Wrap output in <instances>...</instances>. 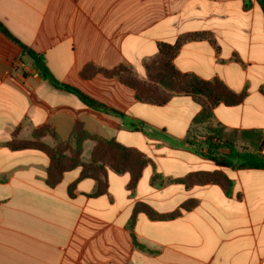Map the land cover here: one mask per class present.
<instances>
[{
    "label": "crops",
    "instance_id": "1",
    "mask_svg": "<svg viewBox=\"0 0 264 264\" xmlns=\"http://www.w3.org/2000/svg\"><path fill=\"white\" fill-rule=\"evenodd\" d=\"M0 24L43 56L55 80L117 113L89 109L52 87L0 32V264H264V169L218 167L201 155L198 134L209 127L264 134V12L257 0H0ZM192 34L213 41L182 43L174 67L244 94L238 105L215 106L207 124L194 125L201 108L190 97L144 104L115 79L90 74L124 65L144 78L160 44ZM76 126L145 156L134 188L128 173L106 166L100 195L80 167L50 188L48 156L9 147L39 130H50L39 138L49 147L68 143ZM96 143L82 141L81 163H90ZM215 171L232 182L229 194L218 184L183 183ZM138 205L161 219L135 212Z\"/></svg>",
    "mask_w": 264,
    "mask_h": 264
},
{
    "label": "trees",
    "instance_id": "2",
    "mask_svg": "<svg viewBox=\"0 0 264 264\" xmlns=\"http://www.w3.org/2000/svg\"><path fill=\"white\" fill-rule=\"evenodd\" d=\"M264 12L263 0H257ZM0 32L16 43L30 58L41 78L48 82L52 87L71 93L80 103L92 110L106 113L117 114L74 88L59 83L50 74L46 67L43 56L28 50L24 45L15 40L7 30L0 24ZM207 38L205 34H192L179 38L173 45L160 44L157 55L144 64L145 77L139 78L132 68L119 65L112 70L91 69L90 74L101 73L106 78L116 79L123 86L134 92L135 99L144 104L163 106L174 96H187L192 98L201 108L200 112L194 117V125H204L209 123L212 109L223 104L226 106L238 105L244 99V94H236L230 91L221 81L213 79L210 81L200 79L192 74H185L178 71L173 64V60L178 53L182 43L189 40ZM85 75V72H84ZM50 130H39L34 133L32 141L13 140L9 143L12 150L36 149L45 153L49 158L46 184L52 188L57 185L64 172L76 167L81 168V178H92L96 182L94 195L104 193L106 188V171L104 166L115 173H128L130 175L129 188L135 187L142 169L147 164L145 156L135 150L128 149L113 140H97L80 129L79 126L72 131L70 141L61 143L55 147H49L41 142L39 138L43 133ZM85 139L96 140V146L91 154V161L88 164L80 162L81 144ZM240 139L247 143L248 150H236V133H225L220 128H207L206 134L201 138V146L206 151L201 153L204 158L215 163L218 167L231 169H264V156L259 151L264 147V134L257 131L242 132ZM196 151L200 152V144L193 139L188 140ZM69 149L68 155L64 150ZM227 150L224 154L221 151ZM223 158L222 161L220 159ZM183 183L186 186L193 184H218L226 194L232 189V182L221 172H200L190 174ZM191 203L185 204L184 209H189ZM135 212H143L151 219H161L156 213L145 205H138ZM135 212L130 220V227L133 224ZM176 214L172 215L174 217Z\"/></svg>",
    "mask_w": 264,
    "mask_h": 264
},
{
    "label": "rangeland",
    "instance_id": "3",
    "mask_svg": "<svg viewBox=\"0 0 264 264\" xmlns=\"http://www.w3.org/2000/svg\"><path fill=\"white\" fill-rule=\"evenodd\" d=\"M198 134H200L203 137L206 133L203 130H201L200 133H198ZM245 146H246V144L244 142H242V140L240 139V136H236V150H238V151H240V149L244 150ZM223 153L227 154L228 151L227 152H223Z\"/></svg>",
    "mask_w": 264,
    "mask_h": 264
},
{
    "label": "water",
    "instance_id": "4",
    "mask_svg": "<svg viewBox=\"0 0 264 264\" xmlns=\"http://www.w3.org/2000/svg\"><path fill=\"white\" fill-rule=\"evenodd\" d=\"M221 160H223V158H221Z\"/></svg>",
    "mask_w": 264,
    "mask_h": 264
}]
</instances>
